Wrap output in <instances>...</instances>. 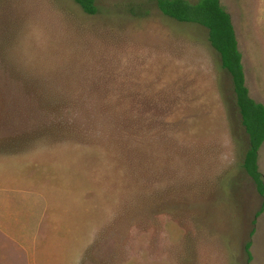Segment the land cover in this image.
Returning a JSON list of instances; mask_svg holds the SVG:
<instances>
[{"label": "rangeland", "instance_id": "1", "mask_svg": "<svg viewBox=\"0 0 264 264\" xmlns=\"http://www.w3.org/2000/svg\"><path fill=\"white\" fill-rule=\"evenodd\" d=\"M221 2L264 104V0ZM97 7L0 0V195L28 198L1 201L0 220L15 236L44 208L31 264H246L248 241L264 264L263 200L208 31L156 0ZM23 246L0 232V264H28Z\"/></svg>", "mask_w": 264, "mask_h": 264}, {"label": "trees", "instance_id": "2", "mask_svg": "<svg viewBox=\"0 0 264 264\" xmlns=\"http://www.w3.org/2000/svg\"><path fill=\"white\" fill-rule=\"evenodd\" d=\"M90 16L98 13L97 0H72ZM157 7L167 17L183 24L200 26L208 31V40L220 57L221 67L231 79L235 105L248 144L242 167L255 185L263 206L257 213L258 219L264 211V174L260 170V151L264 145V104L251 97L247 86L243 55L239 48L232 15L221 0H156ZM255 219L254 225L257 220ZM255 230L252 231L251 237ZM252 242L245 244L246 264H252Z\"/></svg>", "mask_w": 264, "mask_h": 264}, {"label": "crops", "instance_id": "3", "mask_svg": "<svg viewBox=\"0 0 264 264\" xmlns=\"http://www.w3.org/2000/svg\"><path fill=\"white\" fill-rule=\"evenodd\" d=\"M25 200L28 201V198L26 196H19V197H9L7 196L6 198L0 195V203L1 201H5L7 204L13 205V207H20L19 203H21V209L23 203H26ZM27 212L32 216L30 217L27 221H26V226H23V228H21V234L19 233L18 235H13L12 230H7L6 225H5V220L2 218V220H0V229L2 231H0L5 237L7 236L10 240L13 241H23L24 242V250H28V264L32 263V258L30 256V250H32V240H33V235L29 232V229L31 232L35 233V231L40 228V225L43 221V216H45V210L42 206H40L38 203H36L34 205V207H27ZM1 215V214H0ZM33 225L32 228H30V226ZM36 239V237H35Z\"/></svg>", "mask_w": 264, "mask_h": 264}]
</instances>
